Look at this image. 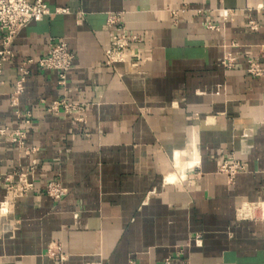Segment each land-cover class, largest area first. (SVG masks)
Segmentation results:
<instances>
[{
    "label": "crops",
    "instance_id": "1",
    "mask_svg": "<svg viewBox=\"0 0 264 264\" xmlns=\"http://www.w3.org/2000/svg\"><path fill=\"white\" fill-rule=\"evenodd\" d=\"M43 1L52 14L18 34L0 75V131L25 134L0 137V264H264V221L236 217L264 201V76L247 73L249 59L264 70V0ZM114 14L142 41L108 66ZM51 40L75 55L64 85L38 66ZM61 101L75 109L50 111ZM225 160L245 167L232 184ZM22 178L33 189L9 198Z\"/></svg>",
    "mask_w": 264,
    "mask_h": 264
},
{
    "label": "built area",
    "instance_id": "2",
    "mask_svg": "<svg viewBox=\"0 0 264 264\" xmlns=\"http://www.w3.org/2000/svg\"><path fill=\"white\" fill-rule=\"evenodd\" d=\"M57 14H67L65 9H57ZM184 12V11H183ZM255 13L264 18V6L257 9ZM52 14L48 5L43 0L28 2L27 0H0V33L2 34V49L0 51V75L3 65L13 57L12 44L18 34L32 23H39ZM200 14V11H198ZM236 13H225L224 21H233ZM108 26L112 29L111 45L106 52V65L111 66L115 63H124L127 60V51L133 43L141 42V38L130 36L124 25L120 22V15L114 14L108 17ZM247 27L251 32H257L260 29L259 23L253 20L250 13L246 19ZM209 30H216L217 27L210 22L206 24ZM75 59L74 53L69 49L67 43L50 41L49 50L46 57L38 61V66L44 71H56L59 74V83L64 85L69 71L72 68ZM237 59L231 54L224 56L222 64L227 69L235 67ZM248 75L261 78L264 76V70L258 59H249L247 61ZM27 72H23L22 77L16 84L11 96L13 106L17 105L19 96L24 92L25 77ZM75 107L66 102H56L50 107V111L59 112L63 110L68 113ZM30 115H27L29 123ZM1 138H8L11 142L23 145L25 134L21 131H11L3 129L0 131ZM219 172L226 175L229 183H233L236 177L245 172V167L236 160H225L219 167ZM33 189V184L23 178L17 184L8 181L7 190L9 198L22 197ZM46 195L52 200L59 202L67 195V190L57 181H51L46 187ZM236 217L238 221H264V201L250 202L246 199L241 200L236 207ZM50 255L55 256L52 251ZM61 258L60 255H58Z\"/></svg>",
    "mask_w": 264,
    "mask_h": 264
},
{
    "label": "bare ground",
    "instance_id": "3",
    "mask_svg": "<svg viewBox=\"0 0 264 264\" xmlns=\"http://www.w3.org/2000/svg\"><path fill=\"white\" fill-rule=\"evenodd\" d=\"M179 157H180V155H179ZM179 159V158H178ZM178 164V163H177ZM183 175V174H182ZM172 178H174L173 176H172ZM171 180V179H170ZM176 180V179H175Z\"/></svg>",
    "mask_w": 264,
    "mask_h": 264
}]
</instances>
